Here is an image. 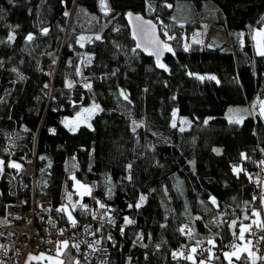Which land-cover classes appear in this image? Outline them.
I'll return each instance as SVG.
<instances>
[{"label": "trees", "instance_id": "trees-1", "mask_svg": "<svg viewBox=\"0 0 264 264\" xmlns=\"http://www.w3.org/2000/svg\"><path fill=\"white\" fill-rule=\"evenodd\" d=\"M105 3L107 12L101 0H0L2 221L7 204L21 195L16 168L9 166L29 155L36 158V191L52 197L61 221L70 222L58 209L67 207L78 222L81 206L91 200L114 209L125 237L104 238L107 264H173L175 250L198 241L240 242L241 224L255 217L253 185L233 181L227 170L241 163L251 173L258 149L264 159V119L256 112L237 123L226 111L264 98V56L253 34L264 28V0ZM130 11L173 35L172 51L160 60L167 70L140 52L124 19ZM212 22L227 27L234 51L184 48L191 24ZM30 33L34 39L27 41ZM84 35L90 39L81 43ZM45 59L58 64L54 78L42 71ZM84 74L93 88L73 105L66 86H80ZM90 104L99 106L92 126L71 131L64 125ZM180 115L192 119L187 128L180 127ZM73 177L87 183L90 194L80 195ZM141 196L146 200L137 208ZM125 217L134 223L126 225ZM138 233L141 247L133 242ZM61 257L64 264L76 261L69 248Z\"/></svg>", "mask_w": 264, "mask_h": 264}, {"label": "built area", "instance_id": "built-area-1", "mask_svg": "<svg viewBox=\"0 0 264 264\" xmlns=\"http://www.w3.org/2000/svg\"><path fill=\"white\" fill-rule=\"evenodd\" d=\"M215 27H220L224 31L221 36L225 43L224 49L234 51L235 46L230 32L222 25L215 23L207 24L208 34L201 44L212 49L209 37L213 34L212 29ZM57 65L53 61L45 59L42 63V71L54 78ZM85 69L86 67H83V70ZM87 84H90L91 88L85 87ZM93 84V78L84 74L80 86L73 85L71 88L66 86L69 101L74 103L73 105L81 104L85 99V91L92 89ZM50 85L53 90V83ZM0 160L4 161V158L0 157ZM262 161H264L263 154L258 149L254 158L255 168L250 173L253 185L252 193L256 198L251 209L252 211L260 210V217L255 221L264 224V201L261 200V197H264V164L261 163ZM18 162H20V167L16 169V183L21 195L7 204L6 220L2 221L0 217V264H29L27 262L28 255H38L42 249L57 254V243L63 241H68L69 246L66 249H71L75 256L81 257V261L88 264H107L110 259V248L104 244V238L110 239L109 237H111L110 240L119 241L125 237L124 229L117 222L116 213L106 207L101 208L100 203L95 204L91 200L83 203L82 206H86V208L81 206L80 209L81 220L87 218L86 223L80 220L76 221L73 226L71 221H61L53 211L52 197L45 193L39 194L36 191V159L24 156ZM4 170L5 164L0 168V176ZM1 196L0 188V203ZM250 224L251 231L245 232L243 241L253 245L255 259L249 261L244 256L239 259L232 257L231 264H264V228L257 227L254 223ZM103 227H106V230L100 231ZM79 229H84L83 233L79 232ZM209 241L210 239H205L196 242L189 249L175 250L174 253L182 251L184 256L192 255L193 259L174 258L172 254L173 264H201V261L204 264H219L223 260L225 264H229L224 253L233 250V246H237V241L229 240L226 246L217 245L213 241V243H209ZM133 242L137 247H141L143 244L142 233L136 234ZM74 244H79V248L72 247ZM192 248H196L195 253L191 252ZM61 249L62 255L66 249ZM81 261H78L79 264Z\"/></svg>", "mask_w": 264, "mask_h": 264}, {"label": "rangeland", "instance_id": "rangeland-1", "mask_svg": "<svg viewBox=\"0 0 264 264\" xmlns=\"http://www.w3.org/2000/svg\"><path fill=\"white\" fill-rule=\"evenodd\" d=\"M190 26H191V29L183 35V46L186 49L200 45L206 39V35L208 34V31L206 28L207 23H200V24H195V25L191 24ZM261 29H264V28L255 29L256 31H255V35H254V41H255L256 49L258 52H259V48H260L258 41L260 38L256 37V33ZM162 35L165 39L166 44H168V41L170 40L169 37H173V35L170 34L166 29H162ZM83 38L84 39L82 40L81 43H84L85 42L84 40L90 39V36L84 35ZM263 108H262V110H264ZM85 109H90V111H84ZM249 110L251 112V115H255L256 109H255L254 103H251V105H249ZM98 111H99V108L98 109L93 108V104L85 105L78 112H76L74 115L65 118L64 119V125L68 129H75V130H77L81 125L92 126V119ZM190 122H191L190 116H187V115H180L179 116L180 127L187 128L189 126ZM11 164H19L20 165V162L12 161ZM236 167H238V166H236ZM238 168H240V167H238ZM16 169H18V168H16ZM227 173H228V175H230L231 178L233 177L232 179H238V181H240V182L243 181V179H242V178H244V171L243 170L240 171L239 175H237L234 173L233 167H231L227 170ZM77 182H79V183H77ZM74 187L76 188L77 192L80 193L81 195L88 193V191H86L85 189H90V186L87 183H84V182L78 180L77 178L74 179ZM259 217H256V219H258ZM244 226H246V225H244ZM242 243H245V244H247V246L250 247L251 252L253 254V259H255L253 245L250 243L244 242V241L237 242V244H238L236 246L237 254H238V252H240V250H242L243 247H245V245H243ZM61 250L62 249H60V254L58 255V253L52 254V253H49L48 251L42 249L40 254H38V255H35V254L28 255L27 262L29 264H59V261H62ZM231 251L232 250H230L228 253H231ZM30 257H39V259H30ZM49 257H51L52 259H48Z\"/></svg>", "mask_w": 264, "mask_h": 264}, {"label": "snow or ice", "instance_id": "snow-or-ice-1", "mask_svg": "<svg viewBox=\"0 0 264 264\" xmlns=\"http://www.w3.org/2000/svg\"><path fill=\"white\" fill-rule=\"evenodd\" d=\"M101 5H102V8L107 12V11H108V8H107V4L105 3V0H101ZM167 6H168V7H172V5H167ZM67 14H68V13H65V15H67ZM132 15H133L132 13H128V16H129L130 18L132 17ZM136 19H137V20H141L142 18L139 17V16H137ZM145 24H147V25L150 27V30H151L152 33L154 34V33H155V25L152 24L150 21L145 22ZM47 32H48V29H47V28L43 29V33H44V34H47ZM165 34H166V33H165ZM256 37H259V38H260L259 41H258L259 46H260V48H259V54H260L261 56H264V29L259 30V31L256 33ZM169 38L172 39V38H174V37H169ZM8 39H9V41H12V40L15 39V37L12 36V35H10ZM33 39H34V36H33V34H31V33L28 34V36L26 37V40H27V41H32ZM83 39H84V38L81 37V40H83ZM96 39L99 40L100 37L97 36ZM154 43H155L156 46H157V51H155V52H150L149 55H155V56L157 57V65H158V67L167 70V66L164 65L163 63H160L159 56H160V54H161V52H162L163 50H167V51L171 52L172 49H171V47L168 46L166 43H163V42H161V41H159V40L154 41ZM139 46H140V45H137V47H139ZM89 62H90V60H89ZM13 71H15V69H13ZM22 78H23V77H21V79H22ZM199 78H200L201 80L204 79V77H199ZM209 78H210V79H213V80L216 79V77H214V76H213V77H209ZM217 82H218V81H217ZM72 86H73V85H72L71 83H69V84L67 85V87H69V88H71ZM45 87H47V85H45ZM85 87L91 88V85H90V84H87V85H85ZM120 95L123 96V98H124L125 100L128 99L127 94H126L123 90H121ZM93 108L98 109L99 106L93 104ZM84 111H90V109H85ZM173 115H175V113H174ZM262 115H264V110H262ZM236 122L239 123V121H236ZM205 123H207V121H205ZM89 127H90V125H89ZM173 127H175V124H173ZM70 130H71V131H75V129H70ZM133 130H135V129H133ZM214 151H216V152L219 154V151H220V150H219V149H214ZM241 156H242V158H245V159L247 158L246 155L243 154V153L241 154ZM261 163L264 164V161H262ZM3 164H4V161L0 160V168H2ZM10 167L19 168L20 165H19V164H11ZM128 168L131 169V165H128ZM233 171H234L235 174L239 175V173H240V171H242V169H241V168H238V167H236V166H233ZM130 178H131V177H129V179H130ZM73 179H75V178L73 177ZM77 183H79V182H77ZM82 187H83V186H82ZM85 190L88 191L89 194H90V189H85ZM254 199H255V198H254ZM69 200H71V197H70V196H69ZM145 200H146V197L141 196V197H140V201H139V203L136 205V207L139 208V207L144 203ZM261 200L264 201V197H261ZM211 202H212V204H214V205L217 203V201H216V199H215L214 197L211 198ZM72 207L75 208V205H72ZM82 207H85V208H86V206H82ZM100 207H101V208H104V207H106V206L103 205V204H100ZM129 207H131V205H129ZM58 211L66 212L69 221H71L72 225L75 226L76 221H75V219L72 217V213H71L70 211H68V208H67V207H62V208L58 209ZM252 215L255 216V217H259V216H260V210H256V209H254ZM197 219H199V217H197ZM245 219H250V218L247 217V216H245ZM132 223H134V221H132L131 219L125 217V224H126V225H127V224H132ZM252 223L256 224L257 227L264 228V224H262V223H260V222H258V221H255V220H254V221H252ZM186 227H187V226H185V227H181V228L179 229V231H180L181 233H184ZM230 227H232L233 229H235V227H236V222L233 221L232 224L230 225ZM250 231H251V224L248 225V226H244L243 224H241L238 239L241 240V241H243L244 238H245V235H244L245 232H250ZM190 232H191V230L189 229V234H190ZM233 234L235 235L236 233L233 232ZM109 238L111 239V237H109ZM209 243H213V242L210 240ZM249 243H250V242H249ZM68 246H69V245H68V241H63V242H59V243H57V253H58V255L60 254V249H61V248H65V249H66ZM72 247H75V248L78 249V248H79V244H74V245H72ZM233 249H234V250H233L231 253H227V252L224 253L225 258L229 260V264H231V258H232L233 256H236L237 259L240 258V257L237 255V252H236V246H233ZM244 251H248V249L245 248ZM191 252H192V253H195V252H196V248H192V249H191ZM248 254H249V256L253 255L250 251L248 252ZM173 256H174V258L183 257L184 259H188V260H192V259H193L192 255L184 256V253H183L182 251L179 252V253H173ZM30 259H39V257H30ZM48 259H52V258L49 257ZM59 264H64V262H63V261H59ZM72 264H79V262H78V261H73ZM201 264H204V262L201 261Z\"/></svg>", "mask_w": 264, "mask_h": 264}, {"label": "water", "instance_id": "water-1", "mask_svg": "<svg viewBox=\"0 0 264 264\" xmlns=\"http://www.w3.org/2000/svg\"><path fill=\"white\" fill-rule=\"evenodd\" d=\"M128 13H132V17L128 16ZM124 15L125 22L136 41L137 45H140L138 48L140 52L146 57H152L157 60L155 55H149L150 52L157 51V46L154 41L159 40L165 43V39L161 33L160 27L156 21L149 19L146 16L140 15L137 12L130 11ZM139 16L142 19L137 20L136 17ZM150 21L155 25V33L153 34L150 30V27L145 24V22ZM209 44L212 46V49L222 50L224 49V42L220 39L217 34L211 35L209 37ZM166 56V50H163L159 56V60L164 59Z\"/></svg>", "mask_w": 264, "mask_h": 264}, {"label": "crops", "instance_id": "crops-1", "mask_svg": "<svg viewBox=\"0 0 264 264\" xmlns=\"http://www.w3.org/2000/svg\"><path fill=\"white\" fill-rule=\"evenodd\" d=\"M255 31L254 30V35H255ZM252 103H254V106H255V109H256V112H258L260 114V116L264 119V115H262V108L264 107V98H262L261 100H258L257 97L256 98H253L252 100ZM259 106V107H258ZM264 109V108H263ZM251 112L249 110V106L247 104H241V105H236V106H230L228 107L227 111H226V115H227V118L230 120V121H239L241 122L245 117H247L248 115H250ZM253 116V115H252ZM192 121V119H191ZM191 123V122H190ZM190 125V124H189ZM234 166H238L240 167L243 171H244V178L243 181H238V179H233V181H236L238 182L239 184H250L251 183V178H250V172L245 170L244 167L242 166L241 163L239 164H235ZM233 178V177H232ZM80 194V193H79ZM81 195V194H80ZM84 195V194H83ZM256 219V217H254V220ZM246 226H248V224H244ZM243 245H245V247L242 248V250H240V252H238V256L239 257H246L249 261H252L253 260V255L249 256L248 252L250 251L251 252V249L249 246H247V244L245 243H242ZM238 245V244H237ZM247 248L248 251H244V249ZM233 251V250H232ZM231 251V252H232ZM252 253V252H251ZM233 257H236V256H233Z\"/></svg>", "mask_w": 264, "mask_h": 264}, {"label": "bare ground", "instance_id": "bare-ground-1", "mask_svg": "<svg viewBox=\"0 0 264 264\" xmlns=\"http://www.w3.org/2000/svg\"><path fill=\"white\" fill-rule=\"evenodd\" d=\"M212 23H215V22H212ZM216 25H222L225 29H227V27L224 25V24H220V23H215ZM228 30V29H227ZM131 31V30H130ZM223 29L222 28H220V27H215L214 29H212V35H214V34H217L219 37H220V39L223 41V39H222V37L221 36H223ZM132 34V33H131ZM133 36V35H132ZM134 38V37H133ZM136 42V41H135ZM224 42V41H223ZM225 44V43H224ZM137 45V44H136ZM82 80H83V78H82ZM82 80L80 81L81 83H82ZM25 157H34L35 158V156H29V155H26ZM36 159V158H35ZM256 201V198L255 199H253V201H252V203H251V205H253V203ZM108 210H110V211H113V212H115L114 211V209L112 208V209H109L108 207H106ZM116 213V212H115ZM5 217H7V216H5ZM86 221H87V218H84V219H82L81 220V222H85L86 223ZM107 227V226H106ZM106 227H103L102 229H100V231H105L106 230ZM83 230L84 229H79V232H82L83 233ZM97 231V230H96ZM226 245H228V243H226L225 245H222V246H226ZM177 250H185V249H177ZM76 257V261H81V257H79V256H75ZM80 264H88V263H86V262H83V261H81V263Z\"/></svg>", "mask_w": 264, "mask_h": 264}]
</instances>
